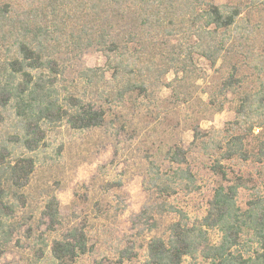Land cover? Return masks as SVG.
I'll return each instance as SVG.
<instances>
[{"label": "trees", "instance_id": "16d2710c", "mask_svg": "<svg viewBox=\"0 0 264 264\" xmlns=\"http://www.w3.org/2000/svg\"><path fill=\"white\" fill-rule=\"evenodd\" d=\"M159 31L169 36L186 31L193 39L189 47L159 51L160 74L194 72L195 54L211 66L226 64L207 103L219 112L232 95L235 118L221 139L202 143L208 160L201 156L202 162L215 182L202 216L191 217L174 202L179 191L198 189L187 151L171 148L164 168L149 161L145 188L155 202L139 219L149 231L156 217L172 219L163 236L145 241L144 264H264V0L0 1V255L20 228L15 214L25 205L24 189L46 151L48 134L61 127L80 132L101 127L108 104L150 96L140 64L142 36ZM94 47L105 56V66L83 67L64 80L58 61L63 48L80 55ZM202 140L195 130L193 143ZM229 163L258 164L256 175L231 180ZM240 189L248 192L243 204ZM42 214L53 231L60 223L55 194ZM89 240L85 226L70 227L50 242L38 236L33 256L37 264H78L92 249ZM131 249L121 250L116 264L132 260Z\"/></svg>", "mask_w": 264, "mask_h": 264}, {"label": "rangeland", "instance_id": "374dc122", "mask_svg": "<svg viewBox=\"0 0 264 264\" xmlns=\"http://www.w3.org/2000/svg\"><path fill=\"white\" fill-rule=\"evenodd\" d=\"M0 1L17 5L23 0ZM237 1L214 0L219 5ZM121 27L124 25L117 29L122 31ZM142 41L145 48L140 64L151 83L150 96L127 97L122 103L108 104V117L101 127L81 132L61 127L48 134L46 151L24 189L25 205L15 214L20 228L0 255V264H37L33 247L38 236L50 242L73 226H85L92 245L78 264H116L119 252L131 247L133 258L125 264H144L145 241L152 235L163 236L172 219L156 217L151 231L139 219V213L155 202V196L145 188L146 169L149 161L166 167L167 151L175 146L187 151V163L198 173V189L192 193L179 191L174 202L191 217L204 214L215 182L202 162L201 156L207 160L202 143L221 139L226 123L235 118L232 95L219 112L207 103L209 93L226 73V64L220 60L211 66L195 54L194 72L177 73L170 69L160 74L159 51L179 45L189 47L193 39L186 31L170 36L159 31L148 37L143 34ZM58 61L61 77L66 81L74 79L83 67L105 66V56L95 47L80 55L63 48ZM146 65L152 69L148 71ZM175 77L177 80L173 81ZM195 130L203 136L202 142L196 144ZM227 166L233 172V180L239 174L251 173L254 177L258 164ZM52 194L58 198L60 213V223L53 231L47 228L48 218L42 214L43 205ZM247 198L248 192L240 189L238 202L243 204ZM211 238L216 240L217 234L212 233Z\"/></svg>", "mask_w": 264, "mask_h": 264}]
</instances>
